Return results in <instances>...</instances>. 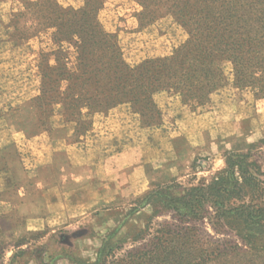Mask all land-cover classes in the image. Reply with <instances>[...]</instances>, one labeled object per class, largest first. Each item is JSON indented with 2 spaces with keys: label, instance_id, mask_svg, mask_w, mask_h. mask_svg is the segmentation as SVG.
<instances>
[{
  "label": "trees",
  "instance_id": "obj_1",
  "mask_svg": "<svg viewBox=\"0 0 264 264\" xmlns=\"http://www.w3.org/2000/svg\"><path fill=\"white\" fill-rule=\"evenodd\" d=\"M137 29L170 19L186 37L167 54L129 62L118 31L100 19L106 0L79 7L57 0H22L9 27L43 40L37 56L38 107L58 110L78 138L97 113L127 105L143 128L163 123L155 95L167 92L193 112L226 90L264 99V0H133ZM40 37V38H39ZM264 172L249 153L230 152L210 180L173 182L149 191L141 207L152 208L144 228L116 238L109 232L95 258L72 264H264ZM169 213L171 221L155 222ZM208 222L215 238L202 226ZM129 245V246H128ZM249 255L238 259V256ZM262 259L258 263L251 257ZM236 258V259H235Z\"/></svg>",
  "mask_w": 264,
  "mask_h": 264
},
{
  "label": "rangeland",
  "instance_id": "obj_2",
  "mask_svg": "<svg viewBox=\"0 0 264 264\" xmlns=\"http://www.w3.org/2000/svg\"><path fill=\"white\" fill-rule=\"evenodd\" d=\"M21 1L0 0V264L93 260L109 232L117 230L119 238L144 228L152 213L150 206L141 207L146 193L173 182L189 186L201 178L210 180L225 167L230 152L249 153L264 172V99L250 92L235 98L219 91L196 112L179 97L158 93L161 126L143 128L139 116L121 105L108 114L97 113L93 128L78 138L58 110L46 115L37 105V56L45 43L9 27V13L20 9ZM57 1L79 7L84 0ZM136 10L133 0H106L99 13L106 28L118 31L129 62L167 54L186 37L170 19L138 30ZM179 136L188 138L194 156L187 158L179 147V165L164 174L160 171L170 160L165 163L163 156L155 169L152 158L161 151L171 153ZM133 147L143 156L141 177L124 159L116 160L118 153ZM171 220L169 213L154 218ZM202 227L225 238L208 222Z\"/></svg>",
  "mask_w": 264,
  "mask_h": 264
},
{
  "label": "crops",
  "instance_id": "obj_3",
  "mask_svg": "<svg viewBox=\"0 0 264 264\" xmlns=\"http://www.w3.org/2000/svg\"><path fill=\"white\" fill-rule=\"evenodd\" d=\"M209 132H203L200 134V139L201 142L203 141V136L208 135ZM179 147L184 148L185 150V156L187 158H192L194 156V148L191 145V143L189 142L188 138L185 136H179L177 138H175L173 140V144H172V152H166V151H161L158 155L156 154V156H154L152 158L153 162H154V167L155 169H159L157 164L159 163V161H161L160 159L163 158V156H165V163L166 161L170 160V162L168 164H166V166L162 167V173H167L170 171V169L172 167H176L177 165H179V161L182 159V156L180 154L179 151ZM142 153L141 150L138 147H133V148H129L127 150H124L120 153H118L117 155V163L118 161H123V159L125 160L124 163H126L127 165H129L130 167L133 168V174L136 175V173L139 175V177L142 176V169L141 167L143 166V160H142ZM164 163V165H165ZM119 165H121L119 163ZM6 179L8 180V177H6ZM142 180V179H141ZM149 181H146V184H148ZM148 186L146 185L141 191H137V193L144 191Z\"/></svg>",
  "mask_w": 264,
  "mask_h": 264
}]
</instances>
